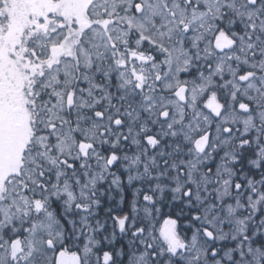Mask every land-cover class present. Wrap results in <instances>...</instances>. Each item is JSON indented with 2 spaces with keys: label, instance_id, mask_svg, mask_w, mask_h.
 <instances>
[{
  "label": "snow or ice",
  "instance_id": "snow-or-ice-1",
  "mask_svg": "<svg viewBox=\"0 0 264 264\" xmlns=\"http://www.w3.org/2000/svg\"><path fill=\"white\" fill-rule=\"evenodd\" d=\"M0 264H264V0H0Z\"/></svg>",
  "mask_w": 264,
  "mask_h": 264
},
{
  "label": "trees",
  "instance_id": "trees-1",
  "mask_svg": "<svg viewBox=\"0 0 264 264\" xmlns=\"http://www.w3.org/2000/svg\"><path fill=\"white\" fill-rule=\"evenodd\" d=\"M160 223H162V220L160 221ZM159 226V225H158Z\"/></svg>",
  "mask_w": 264,
  "mask_h": 264
}]
</instances>
